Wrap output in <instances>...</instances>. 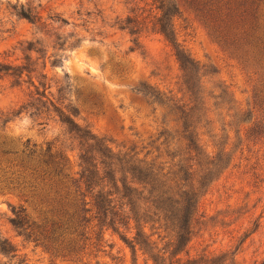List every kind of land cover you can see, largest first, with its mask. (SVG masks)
<instances>
[{
    "label": "rangeland",
    "instance_id": "1",
    "mask_svg": "<svg viewBox=\"0 0 264 264\" xmlns=\"http://www.w3.org/2000/svg\"><path fill=\"white\" fill-rule=\"evenodd\" d=\"M188 85L190 111L171 101ZM35 86L120 157L118 178L148 183L139 196L157 216L144 230L89 223L85 254L65 261L10 223L35 205L0 194V233L17 249L0 264H264V72L224 51L187 0H0V151L38 164L53 144L77 177L83 143Z\"/></svg>",
    "mask_w": 264,
    "mask_h": 264
},
{
    "label": "trees",
    "instance_id": "2",
    "mask_svg": "<svg viewBox=\"0 0 264 264\" xmlns=\"http://www.w3.org/2000/svg\"><path fill=\"white\" fill-rule=\"evenodd\" d=\"M187 1L224 51L244 68L257 67L264 72V0ZM22 16L30 19L25 13ZM161 33L168 42L173 43L165 29ZM176 56L184 73L188 72L190 63L185 55L177 50ZM189 86L187 88L191 91L183 90V93H178L182 94L180 99L176 96L171 100L181 104L186 111L193 110L192 105L196 102L193 94L195 86ZM35 88L36 95L45 98L52 109L47 112L56 114L83 145L79 150L78 171L74 173L77 177L66 173L69 158L63 152L59 151L57 156L50 154L53 144L45 152H40L42 158L38 164L14 159L13 156L17 155L15 152L0 151V184H3L0 194L15 195L25 203L31 202L37 211V216L32 218L24 208L14 210V217L10 220L12 226L26 241L35 243L53 257L65 261L79 259L85 254L90 242L87 237L90 232L85 226L94 221L97 226L107 227L114 232L120 228L131 229L129 226L132 222L136 227L146 229L147 225L154 222L148 220L150 216H157L153 212L152 197L139 196V193L146 192L148 183L141 178L133 177L130 181L128 178H118L123 174L120 168L124 164L120 157L113 154L103 141L79 129L73 114L61 109L51 94L50 99L47 98V89L40 92V88ZM200 89L196 95L202 96L204 92ZM37 111L44 114L40 109ZM29 147L25 146L23 154L31 158L37 154L34 150L36 146ZM140 169L133 170L140 172ZM101 238L95 239L96 242L92 244L94 248L103 241L107 244ZM179 239L183 240V236H179ZM135 240L133 238L132 243ZM16 254L17 249L0 233V256L10 259Z\"/></svg>",
    "mask_w": 264,
    "mask_h": 264
}]
</instances>
